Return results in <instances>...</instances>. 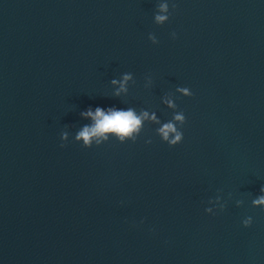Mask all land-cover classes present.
I'll use <instances>...</instances> for the list:
<instances>
[{"label":"water","instance_id":"95a60500","mask_svg":"<svg viewBox=\"0 0 264 264\" xmlns=\"http://www.w3.org/2000/svg\"><path fill=\"white\" fill-rule=\"evenodd\" d=\"M262 189L264 0H0V264H264Z\"/></svg>","mask_w":264,"mask_h":264},{"label":"clouds","instance_id":"9594fccd","mask_svg":"<svg viewBox=\"0 0 264 264\" xmlns=\"http://www.w3.org/2000/svg\"><path fill=\"white\" fill-rule=\"evenodd\" d=\"M164 7L166 9L167 5ZM173 7H176V5H173ZM168 20V16L155 15V22L158 24L162 25ZM172 35L175 37L176 33H173ZM149 38L153 43H159L155 34H150ZM131 79H133L132 73H124L122 80L113 79L111 83H120L121 87L126 91L127 88L125 86ZM148 80L151 82L150 77ZM177 91L183 93L185 96L193 95L191 89L188 87H178ZM116 94L119 95V90ZM166 103L173 109L177 108V104L173 103L172 101H166ZM81 115L90 116L95 121L94 125L85 126L83 130L80 131L76 136V141L79 142L82 139L83 146L89 148L93 145L92 138L94 136H100L106 133H114L120 142H126L127 140H132L135 142L143 129L141 118L137 116L136 112L131 108L128 110H115L114 108H109L107 112H105V110L101 107H97L95 111L89 108L86 112L81 113ZM147 115L148 113L146 111L143 112V116L147 117ZM153 119L155 120L156 124H161L159 119H156L155 117H153ZM186 119L187 118L182 111L175 112L173 114V119L162 123L161 126L156 129V131L161 136L163 141L168 142L171 146H175L181 143L184 139V133L181 128L186 123ZM61 139L62 141H68L66 132H62ZM104 139L107 140L108 137L104 135ZM150 142L151 141H149V143ZM95 144L100 145L102 143L100 140H97ZM64 146L66 145L62 143L61 147ZM261 204H264V196H260L258 199L253 201V205L255 206H259ZM225 206V204H222L220 205V208L223 209ZM206 211L212 213L213 209L209 207L206 209ZM252 223L253 218L251 216H248L243 221L245 226H250Z\"/></svg>","mask_w":264,"mask_h":264}]
</instances>
